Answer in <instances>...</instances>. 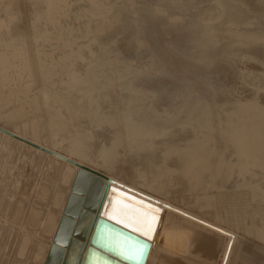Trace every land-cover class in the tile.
<instances>
[{
  "label": "rangeland",
  "instance_id": "374dc122",
  "mask_svg": "<svg viewBox=\"0 0 264 264\" xmlns=\"http://www.w3.org/2000/svg\"><path fill=\"white\" fill-rule=\"evenodd\" d=\"M53 1L54 3L51 4ZM44 2L45 0H13L8 14L16 12L18 17L12 24L0 28V30L3 28L7 32L8 26H10L14 33L24 39L22 59L19 57L16 58L17 61H13L15 56L10 57L18 49L8 50L0 47V53L4 51L3 55H5L7 52L6 55L11 59L9 61L11 68L13 67L12 65H16V67L21 65L25 68L23 69L24 72L23 70L20 72L15 70L14 73L13 68L10 69L9 67L8 70L10 71L7 70L6 72L5 68L0 65V128L10 132L9 134L14 137L21 138L31 144L18 142L14 138L0 134V250L2 248H11L8 252V254H11L16 249L15 245L22 246L23 238L19 233L21 230V232H26L28 227L33 224L30 221L33 213L30 206L27 205V201L32 199L29 197L36 196L38 194L37 191L43 189L44 191L41 192L42 197L46 196L49 199L43 198L41 199L42 202L41 200H36V203H47L48 201L53 204L52 202L54 201L51 202V199H54L58 202L59 207L62 194L65 197L64 203L61 201L62 206L60 205L61 208L59 207L62 220L58 225L60 228H58L57 233L56 229L53 231L54 236L49 238L42 237V242L43 244L45 243V246H40L41 248L43 246L46 247L54 256L55 254L61 256L63 261L75 229L74 226L72 228L69 227V221L74 217L72 216L73 213H76V216L79 217V211L83 209L82 192H90L95 174H97L106 178L107 185L126 190L162 208L163 214L157 232L151 242V251L146 264H234L230 258L233 252L230 253L229 250L223 247V239L227 240L226 238L234 237V241L239 240V222L243 223L244 220H247L250 227V223L254 221H252L253 217L249 207L243 209V220L240 219V213V220H238L237 214L233 211L236 214L235 220V216L231 217V214L225 212L236 208L242 209L243 207L239 204L240 201H231L232 204H230L229 199L223 201L220 200L222 197L219 196V199L217 197L216 200H218L220 205H217L221 210H208V212L207 210L189 206L190 198L184 186L163 187L159 193L153 195L148 192L147 188L146 190L144 188L148 181L137 175V170L146 169V164L150 160L158 161L162 157L164 147L167 145L183 146L192 139L193 132L190 128L183 129L178 126L173 128L171 135L155 140L156 147L152 150L137 151L128 148L125 144H121L122 147L120 145L117 148V161L111 169H107L101 164L103 158L99 154L104 147L110 148L112 146L122 126L117 125L115 128L106 122L77 117L72 113L73 110L71 108H66L62 104L61 100V98H65L64 96L67 97L69 92H72V97H77V91L83 87L80 84L76 88H69L66 83L68 79L66 69L68 66L63 63L65 57L78 52L80 53L79 60L75 59L70 73L74 72L72 74L79 77L86 76L89 73L87 65L90 62L95 64V71L102 75V81L105 80L103 77L106 75L110 76L114 81L112 86H106L103 90H95L94 95L92 94V98L94 97L97 100L96 109L102 111L100 113L112 117L124 116L126 112L131 111V105L136 103L137 93L140 96H145L141 100V106L145 112L160 116H165L166 112H175L180 105V100H173L172 95L180 89L181 85L177 79L178 75H175V71H177L178 66L182 67V64L174 51L176 45L184 47L185 33L176 32L169 25V17L173 12L168 6L169 0H49L48 2L46 1L48 5ZM196 2L198 5L194 4V10L190 14H195L197 7L203 8V5H205L204 7L211 6L210 0H197ZM245 2L247 5H254L252 0H245ZM53 4L57 6L54 7ZM100 6L109 11L110 14H107V16H110L109 18L107 17L109 21L108 19L95 17L96 10L94 8L98 9ZM39 7L43 9L41 10ZM92 7L93 10H91ZM56 8L59 11V15L57 10H55ZM91 15H94V17ZM262 20L260 19V25L263 23L261 26L264 28V21ZM6 32L4 34L1 33L0 38ZM25 42L27 46L24 45ZM238 50H240V53L246 52L254 59L242 62L240 60L232 64L218 59L215 61L218 64L214 63V68L212 67L210 70L211 74L201 71L202 77L198 79L200 85L207 78L211 80L212 84L214 83L213 91L204 88H199V91L208 102L215 103L217 108H220L225 102V95L222 93L224 86L234 87L237 90L235 95L237 98L242 100L250 99L253 97V93L244 81L250 82L249 78L252 75L250 72L260 74L262 71L264 72V67L260 63L264 61V45L256 44L249 48L241 47ZM12 51L15 52L12 53ZM45 53L47 55L49 53V55L45 56ZM0 57L2 58V53ZM55 58L60 61L59 67L55 76L51 79L52 82H47L40 74L41 68L56 61ZM44 62L47 63L43 64ZM16 67L14 66V69ZM196 67L201 68L199 65ZM122 68L125 69L124 74L119 73ZM244 69H247L245 80L240 75V71ZM194 70L191 68V71ZM15 74H18V78H21L16 80L17 75ZM58 75L60 76L57 77ZM240 79L242 80L240 81ZM60 83H62V86ZM135 87L140 88V91ZM63 91L65 92L63 93ZM57 96L60 97L58 98ZM54 97L58 100H55ZM258 101L264 106V92L259 93ZM110 104L115 107L110 108ZM58 110L59 113L61 112L59 116H57ZM217 111L220 112L221 110L218 109ZM138 116L136 114L133 115V119H137ZM112 127L114 128L112 129ZM78 135L85 137L84 142L87 147L84 157L81 158L78 164L77 172L68 174L65 173L66 169H64L65 161H67V156L71 154L74 139ZM111 137L113 138L112 140ZM34 145L38 148L33 147ZM44 149L57 153L61 160L46 154ZM171 159L168 165L170 167L173 165L172 168H175L177 165L176 157L173 156ZM81 167L91 170L92 173H87ZM99 171L101 172L99 173ZM76 179H81L82 189L85 188V190H81L80 194L74 189H68L69 183L75 182ZM229 183L223 184V187L225 192L227 191L226 193L232 194L235 192L236 187L233 182ZM260 183L261 186L264 185L263 182ZM93 186L89 194L90 201L96 199V193L102 184L96 182ZM221 201L228 205H224V207ZM26 206L28 207L26 208ZM70 206L74 207L75 212L69 209ZM263 210L259 214L264 217ZM222 212L224 215H222ZM189 214L192 216L189 217ZM128 215H130V212H128ZM228 216L232 218L231 226L235 227V229L230 226ZM13 217L14 221L17 218V223L20 221V227L23 228L20 229L19 227L20 231L16 227H12L15 224H12ZM27 217L29 220L24 222V220L28 219ZM217 217L225 220H223L222 225L219 224ZM25 223H27V226L25 225L26 228L24 229L23 225ZM248 223L245 222L244 224ZM247 227V225H243L241 228V232L243 234L245 232V235L249 233ZM216 232L217 235L215 234ZM230 232H232L231 235ZM186 236L190 242L186 251L184 250L185 253L173 255L172 250L180 248L181 239ZM57 239L59 240L58 243ZM161 241H164L163 244ZM175 243L177 244L175 245ZM197 247L198 249H196ZM53 249L55 254L52 252ZM30 254L34 255L30 252L28 254L29 257H31ZM40 259L41 257L39 256L38 260ZM49 262L50 264H56V261L52 258L49 259ZM253 262V264H264V259H255ZM238 263L237 261L235 262V264ZM37 264H40V262L37 261Z\"/></svg>",
  "mask_w": 264,
  "mask_h": 264
},
{
  "label": "bare ground",
  "instance_id": "6f19581e",
  "mask_svg": "<svg viewBox=\"0 0 264 264\" xmlns=\"http://www.w3.org/2000/svg\"><path fill=\"white\" fill-rule=\"evenodd\" d=\"M12 1L13 0H0V11H1L0 28L12 24L18 17V14L16 12L13 14H8L9 9L12 5ZM46 1L48 2L49 0H45V2ZM196 1L197 0H169L168 2V6L173 11L169 17V25L176 32L185 33L184 47H179L176 45L174 51L175 55L179 59V62L182 64L181 65L182 67L178 66L177 71H175V75L176 74L178 75L177 79L179 83H181L179 87L180 89L177 90L175 94L172 95L173 100H178V99L180 100L179 101L180 105L176 108L175 112L173 113L166 112L165 116L152 114L151 112L147 113L141 106L142 97L145 96L143 95L140 96L139 93H137L138 96L135 99L136 103L131 105L132 106L130 108L131 111L126 112L124 116L112 117L100 113L102 111L96 109L97 100H95L94 97L92 98V94L94 95L95 90H101V89L103 90L104 87L106 86L107 87H109L110 85L112 86L114 81L108 75L104 76L103 78L105 80L102 81L101 78L102 75H100L97 71H95V64L90 63L89 61H88L89 64L87 65L89 67L88 68L89 73L86 76L79 77L78 75H73L72 73L74 72L70 73L73 62L75 61V59L77 60L78 57H80V53L78 52L77 53L75 52L74 54L65 57V59H63V63H65L68 66L66 69L67 70L66 73L68 74V79L66 83L68 84L69 88L70 89L76 88V86L80 84H82L83 87L80 88L79 91H77V97H72L71 96L72 92L71 93L69 92L67 97L64 96L65 98L64 99L61 98V100H62V104L66 106V108H71L73 110L72 113L75 114V116L77 117L106 122L109 125L114 126L115 128L117 125L122 126L121 131L118 130L119 131L118 133L116 132L117 131L116 129L115 132L117 133V135L112 143V146L110 148H105L103 146L104 149L99 154L100 157L103 158L101 164L107 169H111L113 164L117 161L116 159L118 157L117 148L121 144H125L128 148L137 151L152 150L156 147L155 140L160 137L171 135L172 134L171 131L173 128L177 126L182 127L183 129L190 128L191 131L193 132L192 139L187 141L186 144L183 146L173 145V144L167 145L166 147H164V151L162 152V157L158 161L153 159L150 160V162L146 164L147 165L146 169L144 170L140 169L139 171L137 170V175L140 178L148 181L146 186L143 187L145 188V190L147 188L148 192H150L153 195L159 193L163 189V187H169V186L175 187L176 185L184 186L189 194V198H190L189 206L195 207L197 209L199 208L201 210H207V211L220 209L218 208L219 206L217 205L219 204V202L216 199L217 197L219 199V196H221L222 198L220 200L223 201H226L228 199L230 200V202L240 201L239 204L240 206L243 207L242 209L236 208L234 210L233 209L230 210L231 212L227 211L225 213L231 214L230 215L231 217H234L237 214L238 220L240 219L243 220L244 218L242 215L243 209L249 207L253 217L252 221L254 222L250 223L251 224L250 227L247 220H244L243 223L239 222V228H238L239 237H240L239 240L234 241L233 240L234 237L233 238L230 237L229 239L226 238L227 240L223 239L224 241L223 243L222 242L221 243L226 250H229L230 253L233 252L230 255V258L232 259V263L235 264V262L237 261L240 264H253L254 263L253 261L255 259L256 260H258L259 258L261 260L264 259V217L262 214H259L262 213L261 210L264 209V185L263 186L260 185L261 184L260 182H263L264 184V106L258 101L259 93L264 92V72L262 71L261 74L250 72V74H252L250 75L249 78L250 82L249 81L247 82L244 81L247 69L240 71V75L242 76L241 78H243L244 83L248 85L249 88H251L253 97L246 100H242L241 98L239 99L237 98V96H235L237 94V90L234 87L230 88L224 86L222 89V93L223 95H225V102L221 105L220 108H217L215 103L213 104L208 102L205 96L202 95L201 92L199 91L200 90L199 88H204L213 91L214 83L212 84L211 80L207 78V80L205 79V82L203 80V83L200 85L198 79L202 77L201 71H205L211 74L210 70L215 65L214 63H217L215 61L218 59L225 60L226 63L228 62L231 64L236 63L240 60L242 62L244 60L254 59L251 58V56H249L246 52L240 53V50L238 49L241 47L249 48L256 44L264 45V28L263 26H261L263 23L260 25V19H263L262 21H264V0H252L254 3L253 6L247 5L245 0H210L209 3L211 4V6L204 7L205 5H203V8L197 7V12L195 14H190L192 13V10H194L193 8L194 4L195 3L197 4ZM52 3H54V1L51 2V4ZM45 4L44 6L46 7L48 3L46 5ZM56 6L57 5H55L54 7ZM57 8L55 10H57ZM59 8L61 9V7ZM103 8L104 7L102 6H100L98 9L94 8V10H96L95 17L99 19L107 20L110 17L107 16V14L110 13L108 10ZM39 9L41 8L39 7ZM91 10H93V7ZM58 12L59 11L57 10V14ZM7 15H9V17H7ZM50 15L52 16V14ZM91 16L94 17V15ZM4 32L6 31L3 30L2 28L0 30V34L1 33L4 34ZM23 42L24 39L18 36L16 33H14L11 27L8 26L6 34L3 37L1 36L0 38V47L8 50L18 49L16 52L12 51V53L14 52L15 53L13 55L11 54L12 56H10V57L15 56V58H13L14 59L13 61H17L16 58L21 57L22 59L23 57V46H22ZM24 45L27 46L26 42ZM3 52H1L2 58L0 57V65L3 66L5 68V71L7 72V70L10 67L9 61L11 59H9L10 57L6 55L7 53L6 51H5L6 56L3 55ZM44 55L48 56L49 53L48 55L46 53ZM59 62L60 61L56 60L53 63L45 67H42L41 73L39 72L40 68L38 69L39 70L38 72L42 75L45 81L47 82L51 81L52 77L55 76V73L58 70L57 68L59 67ZM45 63L47 62H44L43 64ZM260 63L264 67V61H261ZM195 65L196 66L199 65L201 68H198ZM12 66L14 73L15 70L20 72L23 69H25L21 65L20 67H16V65H12ZM14 66L16 67V69H14ZM12 68L10 67V69ZM191 68L195 70L191 71ZM119 73L124 74L125 69L122 68L121 70H119ZM15 75H17L16 80L21 78V77L18 78V74ZM59 76L60 75H58L57 77ZM241 80L242 79H240V81ZM60 84L62 86V83ZM135 86L137 87V85ZM136 89L140 91L139 90L140 88L139 89L136 88ZM64 92L65 91H63V93ZM55 100L58 99L55 98ZM149 104H150V100H149ZM111 107H115V106H111L110 104V108ZM218 109L221 111L218 112L217 111ZM59 110L57 116H59L61 113V112L59 113ZM67 110L69 111V109ZM135 114L139 115L137 119H133V115ZM103 126L105 127V125ZM114 127H112V129ZM80 135H78V137L74 139V143L72 146L73 149L71 151V154L67 156V161H65V166H64L65 167L64 169H66L65 173L70 174V172L71 173L77 172L79 167L78 164L80 163L81 158L84 157V153L87 146L85 145L84 142L85 137ZM112 139L113 138L111 137V140ZM173 156L176 157L177 165L175 166V168H172L173 165H171L172 167L168 165L169 160ZM98 165L100 166V164ZM100 172L101 171H99V173ZM229 182H233L236 187V190H234L235 192L232 194L226 193L227 191L225 192L223 187L224 186L223 184ZM78 188L80 189L78 190ZM68 189H72V190L74 189L78 192V194L81 193V190H85V188L82 189L81 179L79 180L76 179L75 182L71 184L69 183ZM42 191L44 190L41 189V191L40 190L37 191L38 194L36 196L29 197L32 199L31 200L29 199L27 201V205L30 206V209L33 213L32 215L30 214L31 215L30 219H32L30 221L33 224H31L28 227L26 232H21L22 230L21 231L19 230L21 224L20 221H19L20 224L17 223V218L19 215L17 216L15 221L13 217L12 224L13 223L15 224H13L12 227H16L18 231H20L19 234L23 238V244L22 246L15 245L16 249L11 254H8L11 248H7V249L2 248L0 250V264H37V261H39L40 264H50L49 262L50 258L54 259V261H56L55 263H57L58 256L55 254L54 249L52 250V252L55 254V256L52 255L46 249V247H44L45 243L43 244L42 237L49 238L51 236H54L55 234L53 233V231L56 229L55 231L57 233L58 228H60V226L58 225L62 220L60 216L61 211H59V207L61 205V201H63L64 203L65 197L62 194L61 197L63 200L60 199L59 207H58V202L54 199H51V202L54 201L52 202L53 204H50L48 201L47 203H40V202L36 203V200L48 198L46 196L42 197L41 195ZM29 195H34V194H29ZM82 195L84 201H88L87 200L88 196H90L89 193L82 192ZM83 199H81L82 206H84L85 203ZM223 201H221V203ZM230 204H232V202ZM222 205L227 206L228 204L223 202ZM27 207L28 206H26V208ZM69 209L70 210L72 209V211L75 212L73 206H70ZM190 209L192 208L190 207ZM259 210L260 212H258ZM81 211L82 210H80L79 212L81 213ZM233 211H235L236 214H234ZM80 213L78 214V216L80 215ZM239 213H240V219H239ZM76 215H77L76 213H73L72 216L74 217H72V220L69 221L70 223L68 225L70 228H72L73 226L76 227L79 224V220H78L79 217H77ZM222 215H224L223 212ZM191 216L192 215H190L189 217ZM230 216H228L229 217L228 221H230V226H231L232 218H230ZM28 220L29 218L27 220H24V222ZM84 220L82 225L86 224ZM223 220L224 219L219 218L218 219L219 224L222 225L223 222L225 221ZM235 220H236V216H235ZM245 222L248 223L246 224L248 226L247 228L249 232L247 233V235H245V232L244 234L241 232V228L243 227V225L246 226L244 224ZM25 225L27 226V223L23 225L24 229L26 228ZM62 227H63V223H62ZM231 227L233 228V226ZM20 229L23 228L20 227ZM233 229H235V227ZM61 232H62V228H61ZM231 233L232 232H230V235ZM215 234L217 235V232ZM215 238H217V236H215ZM181 240L182 241L180 244L181 245L180 248H178L177 250H172L173 255L181 254L184 252V250L186 251L190 241L187 236L183 237V239ZM163 242L161 241L162 244ZM176 244L177 243H175V245ZM42 245H44L43 248L40 247ZM30 247L31 249L29 250ZM196 249H198V247ZM29 251L35 256L34 255L32 256L30 254L31 257H29L28 256V254L30 253ZM39 256L41 257L40 260H38ZM206 260L208 259L206 258Z\"/></svg>",
  "mask_w": 264,
  "mask_h": 264
},
{
  "label": "water",
  "instance_id": "95a60500",
  "mask_svg": "<svg viewBox=\"0 0 264 264\" xmlns=\"http://www.w3.org/2000/svg\"><path fill=\"white\" fill-rule=\"evenodd\" d=\"M9 133L0 128V134L31 145ZM33 147L38 148L35 145ZM44 152L61 160L57 153L45 149ZM81 169L92 173L91 170L82 167ZM96 182H100L102 186L99 187L94 201H90V196L88 201H85L79 215V224L74 229L73 238L68 244V251L62 264H146L151 251V242L163 214L162 208L126 190L107 185L106 178L97 174L89 194ZM105 212L141 231H151V238L142 235L141 231H133L132 227H124L123 223H117L115 219H109ZM83 220L86 223L84 225H82ZM56 241L59 242L58 239ZM137 245L144 246L142 258L128 259L121 254V252L133 253ZM56 264H61V256H58Z\"/></svg>",
  "mask_w": 264,
  "mask_h": 264
},
{
  "label": "snow or ice",
  "instance_id": "6c2138e0",
  "mask_svg": "<svg viewBox=\"0 0 264 264\" xmlns=\"http://www.w3.org/2000/svg\"><path fill=\"white\" fill-rule=\"evenodd\" d=\"M113 191H115V189H113ZM105 215L108 216L109 219H115L117 223H123L124 227H132L133 231H141L140 229H138L137 227L124 222L123 220L117 219L115 216L110 215L108 212H105ZM141 234L148 237L149 239L151 238V231H141ZM144 253V246L142 245H137L135 247V251L131 254L129 253H125V252H121L122 255H125L126 258L128 259H132V258H142Z\"/></svg>",
  "mask_w": 264,
  "mask_h": 264
}]
</instances>
